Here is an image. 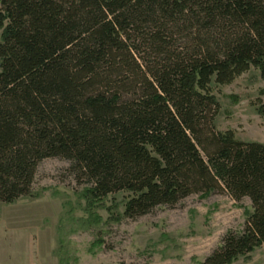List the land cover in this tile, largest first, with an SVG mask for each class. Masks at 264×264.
<instances>
[{
  "label": "trees",
  "instance_id": "trees-1",
  "mask_svg": "<svg viewBox=\"0 0 264 264\" xmlns=\"http://www.w3.org/2000/svg\"><path fill=\"white\" fill-rule=\"evenodd\" d=\"M251 68L264 81V0H0V204L38 198L40 163L62 159L93 219L119 193L132 220L192 195L248 198L243 231L203 264L250 256L264 144L216 129L212 86Z\"/></svg>",
  "mask_w": 264,
  "mask_h": 264
},
{
  "label": "rangeland",
  "instance_id": "rangeland-1",
  "mask_svg": "<svg viewBox=\"0 0 264 264\" xmlns=\"http://www.w3.org/2000/svg\"><path fill=\"white\" fill-rule=\"evenodd\" d=\"M263 91L256 68L232 84L213 85L216 129L264 144ZM69 168L66 160H44L34 184L39 197L0 204V264H203L228 232L243 231L252 211L248 198L198 194L135 220L120 219L128 194L119 193L96 208L93 219L83 198L88 184L77 182ZM234 264H264V248Z\"/></svg>",
  "mask_w": 264,
  "mask_h": 264
}]
</instances>
